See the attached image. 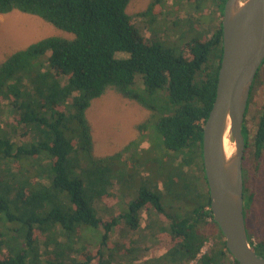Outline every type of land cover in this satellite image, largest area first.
<instances>
[{"label": "trees", "instance_id": "trees-1", "mask_svg": "<svg viewBox=\"0 0 264 264\" xmlns=\"http://www.w3.org/2000/svg\"><path fill=\"white\" fill-rule=\"evenodd\" d=\"M135 1L0 0V16L19 11L54 30L0 59V264H240L213 217L203 159L227 0L210 38L191 39L184 55L140 33L127 11ZM167 4L150 0L138 16L154 22ZM261 87L264 61L247 106L242 162L246 230L264 256L255 223L257 211L264 214ZM112 92L148 112L128 148L149 140L181 170L173 210L146 187L126 213L106 207L121 155L97 154L88 111Z\"/></svg>", "mask_w": 264, "mask_h": 264}, {"label": "rangeland", "instance_id": "rangeland-1", "mask_svg": "<svg viewBox=\"0 0 264 264\" xmlns=\"http://www.w3.org/2000/svg\"><path fill=\"white\" fill-rule=\"evenodd\" d=\"M219 2L220 0H168L165 17L158 16L154 22L138 16L147 9L150 0H137L127 11L143 36L184 55V47L191 39L210 38L217 26L215 14ZM53 33V28L38 17L19 11L2 15L0 59L10 51L24 48ZM255 99L261 106L264 105V87L257 89ZM147 116L146 109L113 92L96 100L88 111L94 127L97 154L121 155V162L117 163L116 168L118 174L113 179L117 187L110 188L108 192L111 196L104 201L112 212L126 213L130 202L144 187L161 195L169 211L177 205L174 187L177 178L181 176V170L174 166L172 158H166L162 150L152 148L149 140L140 142L136 149L128 148L139 136L137 125ZM256 216V226L264 234V214L257 211Z\"/></svg>", "mask_w": 264, "mask_h": 264}, {"label": "water", "instance_id": "water-1", "mask_svg": "<svg viewBox=\"0 0 264 264\" xmlns=\"http://www.w3.org/2000/svg\"><path fill=\"white\" fill-rule=\"evenodd\" d=\"M264 61V0H227L223 16V58L216 98L204 126L203 159L211 210L227 247L240 264H264L250 244L244 218L243 126L252 85ZM230 129L234 151L227 156Z\"/></svg>", "mask_w": 264, "mask_h": 264}, {"label": "bare ground", "instance_id": "bare-ground-1", "mask_svg": "<svg viewBox=\"0 0 264 264\" xmlns=\"http://www.w3.org/2000/svg\"><path fill=\"white\" fill-rule=\"evenodd\" d=\"M224 149L227 154V156H230L232 152L234 151V144L230 137V129L228 127L225 139H224Z\"/></svg>", "mask_w": 264, "mask_h": 264}, {"label": "built area", "instance_id": "built-area-1", "mask_svg": "<svg viewBox=\"0 0 264 264\" xmlns=\"http://www.w3.org/2000/svg\"><path fill=\"white\" fill-rule=\"evenodd\" d=\"M211 245H212V242H208V243L206 244V246L204 247V249H203V253H205V251H207L208 248L211 247Z\"/></svg>", "mask_w": 264, "mask_h": 264}]
</instances>
